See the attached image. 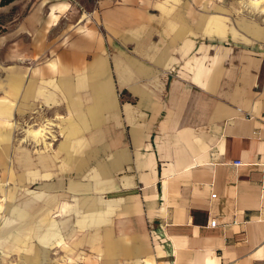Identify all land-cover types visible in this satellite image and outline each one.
Listing matches in <instances>:
<instances>
[{"label":"crops","instance_id":"1","mask_svg":"<svg viewBox=\"0 0 264 264\" xmlns=\"http://www.w3.org/2000/svg\"><path fill=\"white\" fill-rule=\"evenodd\" d=\"M116 2L95 3L98 27L88 24L81 1L0 4V50L4 45L33 62L57 52L63 64L90 69L105 58L108 18L123 26ZM191 48L187 41L181 52ZM178 62L150 60L146 73L115 61L112 80L127 98L117 100L110 125L101 127L106 153L91 184L95 197L85 199L77 223L99 220L115 241H131L133 264H264V52L232 48L225 63L217 54L211 68L199 61L187 76L181 64L172 72ZM41 80L34 101L51 105L45 83L54 86V79ZM76 80L90 83L86 72ZM87 109L98 118V104ZM76 115L82 118L79 109ZM86 139L76 136L74 148ZM103 211L112 218L95 217ZM83 213L91 218L80 219ZM46 236L39 241L47 243Z\"/></svg>","mask_w":264,"mask_h":264},{"label":"rangeland","instance_id":"2","mask_svg":"<svg viewBox=\"0 0 264 264\" xmlns=\"http://www.w3.org/2000/svg\"><path fill=\"white\" fill-rule=\"evenodd\" d=\"M80 1L85 4L78 6L87 15L88 24L97 26L91 16L94 0ZM252 1L258 3L120 0L116 4L121 6V24L125 26L119 28L108 18L105 58L101 62L93 60L90 69L63 64L57 52L45 53L34 62L20 60L18 51L6 50L2 45L0 98L11 99L1 105L10 106L8 119L20 127L26 121L42 124L47 118L54 123L49 128L53 135L48 132L45 138L51 143L48 147L36 144L24 131L19 132L21 129L13 130L0 123V264H133L129 254L131 241H115L110 229L101 227L99 220L97 226L77 223L89 201L85 199L95 197L91 184L99 177L98 164L106 153V148L99 146L106 135L101 133V127L104 125L105 129L117 100L127 98L112 80L115 61L123 62L129 71L147 73L150 60L178 58L181 63L172 72L179 71L181 64V75L187 76L199 61L211 68L217 54L225 63L232 48L264 52V0ZM4 31L0 24V33ZM187 41L192 48L183 54ZM49 60L54 61V66ZM138 63L142 66L135 68ZM84 71L90 83L74 81V76L85 74ZM105 75L106 80L102 78ZM46 76L54 79V86L45 83L54 95L51 105L34 101L40 84L35 80L42 82ZM82 94L86 99H81ZM92 104L100 107L97 119L87 109ZM77 105L81 119H77ZM59 114H67V118L63 120ZM78 135L87 137L86 143L74 148ZM22 136L25 141H17ZM24 160L27 162L20 163ZM100 216L102 220L112 218L104 211ZM45 235L48 240L43 244L39 237Z\"/></svg>","mask_w":264,"mask_h":264},{"label":"bare ground","instance_id":"3","mask_svg":"<svg viewBox=\"0 0 264 264\" xmlns=\"http://www.w3.org/2000/svg\"><path fill=\"white\" fill-rule=\"evenodd\" d=\"M251 2L253 4H257L258 2L256 1H252ZM217 20V26H219V19ZM214 22V21H213ZM7 102H9L7 97H2L0 98V123H2L4 126H11V128L13 130H19L21 129L19 132L24 131L26 133V135L30 136L32 138V140H34V142L36 144H41L43 145V147H48L51 143L46 141L45 138L47 137L48 132H50L49 128L51 127V125L54 123V121L52 119L47 118L42 124L41 123H36L35 121H29L25 122L24 125H22V127L18 126L15 122L10 121V119H8V113H9V105H5V106H1L2 103L6 104ZM2 115V116H1ZM61 116V115H60ZM15 117V116H14ZM24 118V117H22ZM15 119V118H14ZM37 121V120H36ZM21 124V123H20ZM36 125H38V127H36ZM2 126V125H1ZM2 126V127H4ZM10 128V129H11ZM11 129V130H12ZM51 133V132H50ZM53 135V133H51ZM17 141L19 142H24L25 141V137H18ZM21 145V144H20ZM54 151V150H53ZM26 153V152H25ZM27 160H24L20 163H26ZM10 170V169H9ZM2 192V191H1ZM2 195V193H1ZM10 195V193L8 194ZM53 196V195H52ZM2 197V196H1ZM47 200V199H46ZM45 200V201H46ZM49 200V199H48ZM47 202V201H46ZM38 209V208H37ZM101 213H95V217L99 218ZM30 215V214H29ZM91 217H88V215L84 216V213L81 215L80 219H89ZM42 219V218H41ZM21 222V221H20ZM35 223V221H34ZM12 264V263H11Z\"/></svg>","mask_w":264,"mask_h":264},{"label":"built area","instance_id":"4","mask_svg":"<svg viewBox=\"0 0 264 264\" xmlns=\"http://www.w3.org/2000/svg\"><path fill=\"white\" fill-rule=\"evenodd\" d=\"M70 1L73 2V3L76 4V5L81 6L79 0H70ZM98 1H99V0H94L95 3H97ZM240 163H241L240 161H235V162H233L234 165H239ZM214 196H215V194H212V197H214ZM209 225H210V226H215V225H216V221H215V220L210 221Z\"/></svg>","mask_w":264,"mask_h":264},{"label":"trees","instance_id":"5","mask_svg":"<svg viewBox=\"0 0 264 264\" xmlns=\"http://www.w3.org/2000/svg\"><path fill=\"white\" fill-rule=\"evenodd\" d=\"M11 1H13V0H0V4L1 5L8 4Z\"/></svg>","mask_w":264,"mask_h":264}]
</instances>
